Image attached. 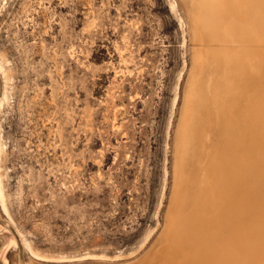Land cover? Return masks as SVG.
I'll use <instances>...</instances> for the list:
<instances>
[{
    "label": "rangeland",
    "instance_id": "rangeland-1",
    "mask_svg": "<svg viewBox=\"0 0 264 264\" xmlns=\"http://www.w3.org/2000/svg\"><path fill=\"white\" fill-rule=\"evenodd\" d=\"M0 185V264H264V0H0Z\"/></svg>",
    "mask_w": 264,
    "mask_h": 264
},
{
    "label": "bare ground",
    "instance_id": "bare-ground-1",
    "mask_svg": "<svg viewBox=\"0 0 264 264\" xmlns=\"http://www.w3.org/2000/svg\"><path fill=\"white\" fill-rule=\"evenodd\" d=\"M189 118V117H188ZM190 126V125H189ZM187 131H188V138H187V136H186V138L185 139H187L188 141H185V139L183 140V142H182V140H181V142H179L180 144L182 143V145H184V143L186 142H189L190 144H189V146L190 145H192L194 148L196 147V149L197 150H199L201 153H202V159L204 158V161H208V158H209V160L210 161H214L215 162V164H216V158H217V152H214V150L212 149L211 151H212V153H211V151H203L202 152V147H201V136L203 135V133H204V129H203V126H202V123H201V120L199 119L198 120V118H196V116L194 117V119H193V121H192V124H191V126L189 127V129H187ZM188 145V144H187ZM216 148V147H215ZM196 152V151H195ZM181 157V156H180ZM196 157V156H195ZM200 157V158H201ZM196 160V159H195ZM177 161L179 162V160H176V163H177ZM205 163V162H204ZM205 169V168H204ZM0 187H2L1 185H0ZM263 222H264V218H263V216L261 217V218H257V219H255L254 220V222L253 223H255V225L256 226H259V225H261V224H263ZM262 226V225H261ZM264 226V225H263ZM236 232V231H235ZM237 233H239V232H237ZM240 234V233H239ZM238 234V235H239ZM234 235V234H233ZM236 235V234H235ZM234 235V236H235ZM234 236H233V240H232V242L235 244V242H234V240H235V238H234ZM237 236V235H236ZM233 243H232V245H233ZM149 258V257H148ZM144 262V261H143Z\"/></svg>",
    "mask_w": 264,
    "mask_h": 264
}]
</instances>
